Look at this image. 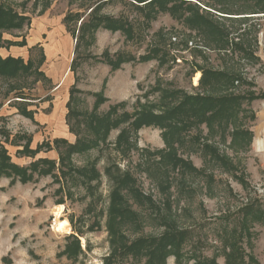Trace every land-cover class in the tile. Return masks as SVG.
Masks as SVG:
<instances>
[{"label":"rangeland","instance_id":"374dc122","mask_svg":"<svg viewBox=\"0 0 264 264\" xmlns=\"http://www.w3.org/2000/svg\"><path fill=\"white\" fill-rule=\"evenodd\" d=\"M190 1L221 36L190 27L175 0H0L24 17L1 37L26 42L0 56L25 62L39 45L49 78L0 75V264H105L115 252L112 264H264V0ZM97 15L107 19L78 32ZM153 46L163 64L139 60ZM195 66L217 73L212 88L198 86ZM157 88L241 99L223 119L180 132L174 146L187 162L177 169L159 126L134 131L123 116L138 102L170 103ZM170 236L169 253L150 262Z\"/></svg>","mask_w":264,"mask_h":264},{"label":"trees","instance_id":"16d2710c","mask_svg":"<svg viewBox=\"0 0 264 264\" xmlns=\"http://www.w3.org/2000/svg\"><path fill=\"white\" fill-rule=\"evenodd\" d=\"M137 3H143L149 4V3H154V2H159L160 0H134ZM200 2V0H197ZM184 7V10L188 11V14L185 15L184 12L180 13V16L182 17L183 21H185L190 27H193L196 29L198 32H201L202 30L208 31L210 34L214 33L217 31L219 32V35L221 36L220 32V26H218V23L211 17L207 15V12H203L202 10L200 11L199 6L192 4L190 0H175V2L170 6L171 11L177 10V8ZM95 11V7H93L90 10V13ZM218 12L224 13V14H233L230 13L233 10L229 9L228 6L223 5L222 8H219L217 10ZM203 12V13H202ZM258 12H263V11H258ZM255 13V12H254ZM236 14H241V13H236ZM13 16H17L20 19H23L24 17L22 15H18L15 12L11 11L8 8H4L3 6L0 5V28H8L9 26L12 27L15 24L14 22L12 23V18ZM68 16H65V21H67ZM102 19H107L106 17H100L99 15L97 16H91L88 18V22L85 23L84 19L81 20L78 32H83V30H86V27H89L90 30H94L95 28L100 26V22ZM88 28V29H89ZM75 29L72 30L71 33H74ZM225 36V35H224ZM219 42L226 43L224 40L219 39ZM26 44L25 39L21 38L20 41H15V40H8V39H3L0 35V47H7L8 45H16V46H24ZM34 49H38L39 52V58L37 62H33V59L31 57V53ZM29 57L27 60L24 62L21 57H13V56H6L2 58L0 56V75L5 77V78H14L17 77L20 74H32L34 75V80H41V79H46L47 76L43 73V71L40 69V65L43 63L45 60L44 53L42 51V48L39 45H32L28 49ZM166 56V52L158 48L157 46L151 47L145 54L139 56V60L147 61L150 59H157L159 64H163L165 60H163ZM162 57H164L162 59ZM129 59H134L133 57H129ZM121 61H125V58ZM75 62V59H72L70 69L73 70V64ZM119 64H114L111 65V68L117 69ZM194 71H200L201 75L198 79V86H204L207 88H212L213 84V78L217 76V73L215 72H206L203 68L199 66H195ZM214 76V77H213ZM220 76V75H218ZM232 78L231 76H227L224 82L230 81ZM207 80V83H205ZM13 87V88H12ZM11 87L12 89H15L14 86ZM158 89V88H157ZM13 91V90H12ZM72 89H70V97L72 95ZM160 91V97H168L171 102L163 104L159 108H157L156 105L154 104H140V102L137 103L138 105V110H135L134 113L131 115H128L126 113L123 114V116L126 118L125 121L130 120L129 118L132 117L133 120L128 122L129 127L132 130L136 131L142 126H148V125H154V126H159L163 131V139L166 142V147H167V152H163V154L166 155L168 160L170 161V164L172 165L173 168H182L183 165L187 162L183 158H181L179 155L176 153V146L175 144L180 143V137L181 134L180 132L182 130H186L185 128L190 127L191 125H195L196 123L204 122L207 125L209 124L211 119H214L216 117L223 119V116L227 115L228 113L232 114L231 109L233 110L234 106L239 103V99H241L240 96L237 95H225L221 97H214L212 94H207V95H190L187 94L181 90H176V89H163L161 88L158 89ZM19 92V91H17ZM19 98H23L21 96H17ZM155 109H158L155 110ZM28 110H24V112ZM228 111V113H227ZM158 112V113H157ZM26 113V112H25ZM106 117L108 115H105ZM109 117V116H108ZM236 134H239L238 132H235ZM180 135V136H179ZM179 138V139H178ZM176 139V140H175ZM54 141H58L57 139H54ZM60 141H64L67 143V141L61 139ZM176 141V142H174ZM79 141H76L75 144H69L67 143L69 149L71 152L73 151H81L86 149L85 147L82 148V146H78ZM87 144V143H86ZM12 167V166H11ZM126 177H129L128 174L125 175ZM122 178V177H121ZM121 178H118L117 180L121 182ZM113 202L119 203L120 200H116L115 198L112 199ZM113 207V206H112ZM123 209H117L116 211H121ZM115 234H112V237H114ZM173 239V238H172ZM161 240L160 244L157 247L151 248V250L148 251V256L150 259V262L154 260L155 255H157V252L164 254V253H169L168 249L166 248L167 246H172L174 241L171 240V236L167 237L164 240ZM157 240V241H158ZM169 243V244H164V243ZM177 243V242H176ZM163 244V245H162ZM178 246V243L176 244ZM131 247H134V244H130L128 246L122 247L121 250L118 251L119 255H124L129 252V249ZM162 249V250H160ZM116 253H113L108 256L106 259L105 264H112L114 258H116Z\"/></svg>","mask_w":264,"mask_h":264},{"label":"bare ground","instance_id":"6f19581e","mask_svg":"<svg viewBox=\"0 0 264 264\" xmlns=\"http://www.w3.org/2000/svg\"><path fill=\"white\" fill-rule=\"evenodd\" d=\"M199 73L196 74V79H198L199 77ZM59 212H57L56 214H58ZM67 225V221L66 220H59L57 223H56V230H61L63 231L64 230V227Z\"/></svg>","mask_w":264,"mask_h":264},{"label":"crops","instance_id":"0c3cea01","mask_svg":"<svg viewBox=\"0 0 264 264\" xmlns=\"http://www.w3.org/2000/svg\"><path fill=\"white\" fill-rule=\"evenodd\" d=\"M49 77H51V78H52L53 76H52V75H49ZM60 83H61V82H60ZM60 83H59V85H60ZM59 85H58V86H59Z\"/></svg>","mask_w":264,"mask_h":264}]
</instances>
